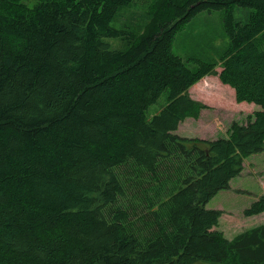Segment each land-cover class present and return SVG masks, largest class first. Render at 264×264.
<instances>
[{
	"label": "trees",
	"instance_id": "obj_1",
	"mask_svg": "<svg viewBox=\"0 0 264 264\" xmlns=\"http://www.w3.org/2000/svg\"><path fill=\"white\" fill-rule=\"evenodd\" d=\"M139 3L141 24L111 26ZM213 11L225 53L175 55ZM207 76L259 109L226 137L175 134ZM257 152L264 0H0V264H264V223L227 239L206 208ZM263 212L264 194L243 215Z\"/></svg>",
	"mask_w": 264,
	"mask_h": 264
},
{
	"label": "rangeland",
	"instance_id": "obj_2",
	"mask_svg": "<svg viewBox=\"0 0 264 264\" xmlns=\"http://www.w3.org/2000/svg\"><path fill=\"white\" fill-rule=\"evenodd\" d=\"M143 6L144 4L139 3L129 9H121L120 14L123 16L118 21H112L111 26L117 28L127 21L141 24L145 11ZM221 19V11H213L211 14L203 12L195 17L176 34L171 48L173 53L183 60L197 58L200 61L217 62L229 45ZM105 41L112 48L120 47L121 42L117 39L107 38ZM187 66L194 69L196 64L188 62ZM188 93L192 100L205 105L198 118H186L175 131V134L190 139L226 137L231 122L245 123L246 119L259 109L253 104L237 103L234 91L229 86H223L216 76L202 78L191 86ZM159 103L151 106L150 111H157ZM243 165L242 173L230 181V189L219 191L206 205L207 209L223 211L218 218L217 229L227 239L264 223V212L247 218L243 215L246 207L264 194V152L250 155Z\"/></svg>",
	"mask_w": 264,
	"mask_h": 264
},
{
	"label": "crops",
	"instance_id": "obj_3",
	"mask_svg": "<svg viewBox=\"0 0 264 264\" xmlns=\"http://www.w3.org/2000/svg\"><path fill=\"white\" fill-rule=\"evenodd\" d=\"M190 90V89H189ZM189 92V91H188Z\"/></svg>",
	"mask_w": 264,
	"mask_h": 264
}]
</instances>
